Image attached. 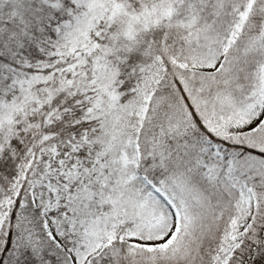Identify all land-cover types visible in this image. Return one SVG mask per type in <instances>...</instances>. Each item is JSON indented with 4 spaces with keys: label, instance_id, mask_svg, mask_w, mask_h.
Masks as SVG:
<instances>
[{
    "label": "snow or ice",
    "instance_id": "obj_1",
    "mask_svg": "<svg viewBox=\"0 0 264 264\" xmlns=\"http://www.w3.org/2000/svg\"><path fill=\"white\" fill-rule=\"evenodd\" d=\"M0 264H264V0H0Z\"/></svg>",
    "mask_w": 264,
    "mask_h": 264
}]
</instances>
